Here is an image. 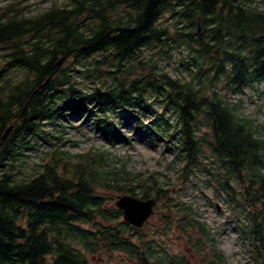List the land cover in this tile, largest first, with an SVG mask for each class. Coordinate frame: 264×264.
I'll use <instances>...</instances> for the list:
<instances>
[{
  "label": "trees",
  "instance_id": "16d2710c",
  "mask_svg": "<svg viewBox=\"0 0 264 264\" xmlns=\"http://www.w3.org/2000/svg\"><path fill=\"white\" fill-rule=\"evenodd\" d=\"M180 48L185 73L173 76L162 61ZM0 49V264H91L120 253L136 264H194L124 222L108 206L111 183L118 195L166 201L164 223L186 234L198 262L228 264L192 205L174 204L155 178L127 185L106 174L104 156L71 163L59 149L28 167L20 149L50 135L43 122L64 107L96 115L112 144L125 139L112 114L147 116L137 129L165 143L183 179L224 199L246 260L264 264V140L231 102L264 84L263 0H65L31 17L17 5L0 11Z\"/></svg>",
  "mask_w": 264,
  "mask_h": 264
},
{
  "label": "rangeland",
  "instance_id": "374dc122",
  "mask_svg": "<svg viewBox=\"0 0 264 264\" xmlns=\"http://www.w3.org/2000/svg\"><path fill=\"white\" fill-rule=\"evenodd\" d=\"M54 1H58V4L65 2V0H0V11L8 7L17 9L19 5L24 14L31 17L49 8ZM186 52L181 48L171 50L170 56H164L163 68L170 71L173 76L184 74L183 64L188 60ZM4 54L5 51L0 49V63L4 62ZM61 63L59 61L57 66ZM60 67L66 74L73 69L70 61ZM21 75L22 72L15 71L14 80L19 79ZM80 87L81 84H77V88ZM231 102L239 104L241 116L253 121L252 124L257 129V137L264 140V84L257 89H248L244 95L231 98ZM134 113L132 118H129L128 112L111 115L114 124L120 129L119 134L125 137L112 144L100 130L96 129L94 124L96 115L82 112L75 114L64 107L63 116H58L53 122H43L46 123L42 126L43 129L50 135L46 136L44 132L40 137L28 138L32 148L20 149L24 154L21 159L28 164V167L33 168L46 163L56 149L63 151L64 155L71 159L80 155H91L96 158L102 155L105 157L104 171H108L106 174L121 173L128 178L124 180L127 185H135V181L143 182L145 179L155 178L160 186L171 188V199L174 204L182 202L192 205L197 214L195 221H200L206 228L214 240L216 249L224 255L228 264H249L246 260L247 256L243 253L242 235L235 220L230 217V209L224 199L218 198L213 189L200 191L196 183L183 179L177 171L180 166L178 163H173V156L171 151L167 150L165 143L145 135L142 130L144 128L137 129V126H143V122L148 119L147 116L143 113ZM137 115L140 121L135 118ZM152 140L153 144L150 143ZM71 163H75V160L72 159ZM26 171L28 172L27 169ZM30 172L29 170L28 173ZM107 190L109 191L105 196L109 195L106 197L108 206L115 205L120 197L125 196L116 194L113 183ZM165 202L156 205L153 216L138 229L139 235L155 242L156 250L163 248L173 256L179 254L189 261H195L194 264H201L187 246L186 234L180 232L177 226H168L164 223V216L168 213ZM197 231V229L189 231L188 236L192 239L197 238L199 236ZM89 259L91 264H136L121 253L114 254L109 259L105 256H90Z\"/></svg>",
  "mask_w": 264,
  "mask_h": 264
},
{
  "label": "water",
  "instance_id": "95a60500",
  "mask_svg": "<svg viewBox=\"0 0 264 264\" xmlns=\"http://www.w3.org/2000/svg\"><path fill=\"white\" fill-rule=\"evenodd\" d=\"M11 129L5 133L4 139ZM155 205V199L144 201L129 195L120 197L116 202V207L123 213L124 221L135 228H141L146 223L154 213Z\"/></svg>",
  "mask_w": 264,
  "mask_h": 264
}]
</instances>
